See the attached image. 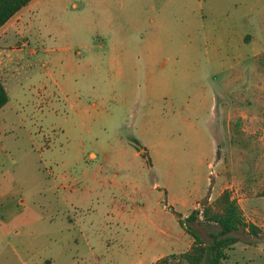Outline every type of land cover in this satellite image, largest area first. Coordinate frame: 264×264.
Returning a JSON list of instances; mask_svg holds the SVG:
<instances>
[{"label": "rangeland", "instance_id": "374dc122", "mask_svg": "<svg viewBox=\"0 0 264 264\" xmlns=\"http://www.w3.org/2000/svg\"><path fill=\"white\" fill-rule=\"evenodd\" d=\"M0 75V264H153L243 158L264 196V0H31ZM231 235L223 264H264V230Z\"/></svg>", "mask_w": 264, "mask_h": 264}, {"label": "trees", "instance_id": "16d2710c", "mask_svg": "<svg viewBox=\"0 0 264 264\" xmlns=\"http://www.w3.org/2000/svg\"><path fill=\"white\" fill-rule=\"evenodd\" d=\"M31 0H0V27L14 14L25 7ZM8 101V94L0 78V108ZM200 224L216 225L218 237L212 242H205L199 231L192 225L194 221ZM180 226L192 237L191 247L182 253L163 256L154 264H166L169 258H175L178 264H223L224 249L238 241L231 233L246 229L256 235L258 227L247 222L237 200L229 189H223L211 203L203 204L201 210L194 209L186 217L178 215Z\"/></svg>", "mask_w": 264, "mask_h": 264}, {"label": "crops", "instance_id": "0c3cea01", "mask_svg": "<svg viewBox=\"0 0 264 264\" xmlns=\"http://www.w3.org/2000/svg\"><path fill=\"white\" fill-rule=\"evenodd\" d=\"M0 78L2 80V82L4 81L3 78L0 75ZM260 82H262V78H260ZM4 84V82H3ZM5 87V86H4ZM249 95H253L255 102L259 103V106H264V86H259L255 89L251 88L250 94ZM247 103L252 104V101H247ZM246 111V110H245ZM242 117L244 118V127L243 130H245V135H249L251 133V129H262L263 133L261 136H259V143L260 146L262 144V142L264 143V119H257L256 117H252L248 112H245V114L242 115ZM257 143H258V139H257ZM245 163V158H243V162L240 164V167L238 165H234V167H232V170L235 173V178L232 180V184L229 185L226 188H229L232 192V196L237 200L238 204L240 205L243 214L245 216V219L247 222H251L254 225H256L257 227H259L261 230H264V207L262 206V204L258 203L255 204L254 201H260L261 198H263L264 196H257L256 193L253 194H249V189H248V185H247V173L249 171V168L244 166ZM263 173H264V169H262ZM262 171H260V174L262 173ZM238 174V175H237ZM224 188H219L217 194L215 196H217ZM210 199V198H209ZM196 208V206H195ZM193 208V210L195 209ZM188 214H185L183 217H186ZM247 231V228L245 229ZM200 233V232H199ZM247 233H249L247 231ZM250 234V233H249ZM202 236V235H201ZM203 238V237H202ZM177 242L182 243V248H180L179 250H177V252H171L168 253L167 255H171V254H179L182 252L187 251L192 243H193V239L192 237L182 228V234L180 235L179 239L175 238L173 239ZM236 248H233L231 251L235 252ZM243 251V256L241 258V260L239 259H232L233 264H252L251 263V258L246 257V252L247 249L244 247L243 249L238 250ZM93 252V251H92ZM167 255H160L154 262L153 264L160 259L163 256H167ZM93 259L96 261H98L97 259V255L93 252L92 253ZM52 257H45V258H38L34 264H51ZM33 264V263H32Z\"/></svg>", "mask_w": 264, "mask_h": 264}, {"label": "built area", "instance_id": "2783aa9c", "mask_svg": "<svg viewBox=\"0 0 264 264\" xmlns=\"http://www.w3.org/2000/svg\"><path fill=\"white\" fill-rule=\"evenodd\" d=\"M26 45H27V43H24V44H23V46H26Z\"/></svg>", "mask_w": 264, "mask_h": 264}]
</instances>
